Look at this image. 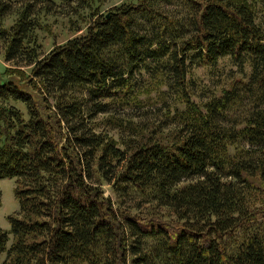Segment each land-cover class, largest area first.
Masks as SVG:
<instances>
[{"label":"trees","instance_id":"trees-1","mask_svg":"<svg viewBox=\"0 0 264 264\" xmlns=\"http://www.w3.org/2000/svg\"><path fill=\"white\" fill-rule=\"evenodd\" d=\"M18 1L0 2V20ZM47 1L55 0H22L13 24L0 27L5 62L30 66L28 87L54 100L56 118L21 84L0 80V179L15 178L19 202L9 230L0 228L2 264H264V209L249 199L264 184V0L122 2L40 54L33 7ZM223 58L248 64L247 80L190 106L172 144L127 151L74 129L87 99L97 107L89 116L106 111L95 98L130 90L132 71L167 68L184 88L190 67ZM243 98L251 99L243 120L227 125ZM101 181L168 208L179 223L119 211Z\"/></svg>","mask_w":264,"mask_h":264},{"label":"rangeland","instance_id":"rangeland-1","mask_svg":"<svg viewBox=\"0 0 264 264\" xmlns=\"http://www.w3.org/2000/svg\"><path fill=\"white\" fill-rule=\"evenodd\" d=\"M129 1L137 0H86L85 3L55 0L36 4L33 7V19L37 23L30 37L32 42L38 45L39 53L45 54L69 38L84 34L96 12L107 14L115 5ZM22 4V0L11 3L10 10L5 12L0 20V27L9 28L13 24L17 10L19 12ZM164 10L170 11L174 16H181L183 13L179 6L173 5L164 6ZM257 20L264 28V5L259 3H257ZM4 49V43L0 42V79L11 78L28 89L42 108V112L56 120L50 109L53 108L54 100L43 99L39 93L28 87L30 66H16L14 62H5ZM153 67L154 65H151V68ZM249 71L248 64L239 68L228 58H223L213 68L202 65L190 67L186 72L183 81L186 86L183 88L167 68L135 70L129 76L132 83L130 90L124 94L117 93L106 98H95L96 102L106 105V111L89 116V111L97 107L87 99L83 105L85 118L79 119L77 122L81 123L79 126H74V129H79L77 133L100 134L127 151H131L137 144L150 142L169 145L179 137L182 128L180 121L185 118L184 115L188 110H191L190 106L202 108L204 102L212 96H219L223 90L241 85L247 80ZM83 94L86 96V92ZM16 104L24 110L22 103ZM250 106L251 99L243 98L230 110L225 120L226 124L238 126ZM61 126L63 127V124ZM15 185V178L0 179V228L4 230L10 228L8 217L19 212V202L14 195ZM99 185L104 195L109 196L119 211L146 219H160L170 225L179 223L171 210L154 202L144 201V197L137 192H131L122 198L116 192H112L106 182L101 181ZM249 199L255 209H264V184L261 190L251 192ZM5 258L6 252L1 253L0 264Z\"/></svg>","mask_w":264,"mask_h":264},{"label":"water","instance_id":"water-1","mask_svg":"<svg viewBox=\"0 0 264 264\" xmlns=\"http://www.w3.org/2000/svg\"><path fill=\"white\" fill-rule=\"evenodd\" d=\"M1 80V79H0Z\"/></svg>","mask_w":264,"mask_h":264}]
</instances>
